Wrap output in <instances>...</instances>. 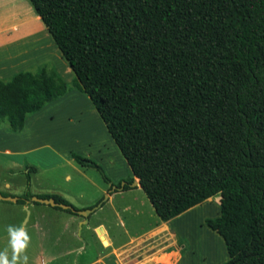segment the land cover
<instances>
[{
	"label": "trees",
	"instance_id": "1",
	"mask_svg": "<svg viewBox=\"0 0 264 264\" xmlns=\"http://www.w3.org/2000/svg\"><path fill=\"white\" fill-rule=\"evenodd\" d=\"M29 1L158 217L219 195L223 264H264V0ZM65 84L0 78V119L20 131Z\"/></svg>",
	"mask_w": 264,
	"mask_h": 264
},
{
	"label": "crops",
	"instance_id": "2",
	"mask_svg": "<svg viewBox=\"0 0 264 264\" xmlns=\"http://www.w3.org/2000/svg\"><path fill=\"white\" fill-rule=\"evenodd\" d=\"M26 10L37 13L33 6H28ZM19 24L26 26L22 31V44L15 43L16 37H13L16 34L13 31L19 30ZM46 29L38 14L0 17V78L43 63H51L62 75L53 58L56 62H62V69L69 71ZM62 95L30 114L20 131L9 130L0 123V133L6 137L0 139V194L16 198V201L0 200V250L7 247V226L24 225L31 237L27 250L30 264H144L152 257L160 256H172L170 264H176L188 255V250L181 252L182 247L178 244L183 237L175 222L193 211L196 205L168 221L158 217L145 193L146 198L137 194V207L129 204L120 206V200L127 194L142 189L139 184L131 182L128 189H123L125 183L112 190L109 189L111 183L100 187L95 179L84 172L83 165L76 160L72 151L53 147L47 135L40 137L46 133L47 110ZM52 169L61 171L60 184L54 182L49 185L41 181L40 173ZM72 172L82 174L91 187H98L99 193L86 196L82 189L74 186L77 181L73 179ZM27 193L30 197H26ZM104 193L107 199L101 201ZM53 195L63 198L67 202L65 204L76 211L32 199L35 196L55 200ZM18 199L23 202H17ZM148 205L152 208H148ZM86 209H91L86 216L77 212ZM131 209H134L132 221L135 229L127 227L121 215ZM102 211L105 216L99 214ZM95 241L104 251L94 254ZM167 244L176 257L170 252L163 254ZM124 253L130 254L128 259L123 256Z\"/></svg>",
	"mask_w": 264,
	"mask_h": 264
},
{
	"label": "rangeland",
	"instance_id": "3",
	"mask_svg": "<svg viewBox=\"0 0 264 264\" xmlns=\"http://www.w3.org/2000/svg\"><path fill=\"white\" fill-rule=\"evenodd\" d=\"M28 6L32 8L29 0H0V17L8 18L10 16L17 18L20 15H36L37 13L26 10ZM19 26V30L13 31V33L16 32L13 37H16L15 43L22 44L24 41L22 31L26 26L20 24ZM47 44L51 45L48 41ZM51 47L53 46L51 45ZM56 50L60 53L57 46ZM61 58L66 62L63 57ZM53 61L62 70L61 76L67 82L69 90L58 101L50 105L45 117V122L47 123L46 133L41 134L40 137L47 135L53 147L60 149L64 147V149L72 151L75 158L76 156L80 157L82 162L76 160L83 165L84 172L95 179L100 187L106 186V183H111L112 185L109 189L112 190L117 185H122L129 178H133L124 156L110 136L104 121L90 98L80 86L73 84L74 74L68 63H65L67 70L69 69V71H66V69H62L61 61L56 62L54 58ZM0 123L7 126L10 130L6 120L0 119ZM3 135L0 133V139L6 138ZM72 175L73 179L77 181L74 186L82 189L86 196H96L99 193L98 187H91L82 174L72 172ZM39 177L42 182H46L49 185L54 182L60 184L62 179L61 171H54V169L42 171ZM137 194L145 197L142 189L139 191L135 190L132 194H127L124 199L120 200L119 205L129 204L133 208L137 207ZM101 197V201L107 199L105 193ZM219 199V195L208 198V200L196 205L193 211L179 217L175 222L180 235L183 237L178 245L185 251L188 250V255L176 264H223L229 259L221 236L204 223L205 218H213L220 214ZM149 206L151 205H148V208H152ZM99 214L105 216L103 211L99 212ZM121 215L127 227L135 229L132 221V216H135L134 209L129 212L125 211ZM135 226L137 227V224ZM167 245V250L163 254L170 252L171 255L176 257V253L170 249L169 244ZM189 248L193 249L189 250ZM102 251L104 250H102L100 243L95 241L94 254ZM129 255L128 253L123 254L127 259ZM171 258L172 256L152 257L144 264H170Z\"/></svg>",
	"mask_w": 264,
	"mask_h": 264
},
{
	"label": "clouds",
	"instance_id": "4",
	"mask_svg": "<svg viewBox=\"0 0 264 264\" xmlns=\"http://www.w3.org/2000/svg\"><path fill=\"white\" fill-rule=\"evenodd\" d=\"M7 247L0 250V264H30L27 255L31 237L24 225H8Z\"/></svg>",
	"mask_w": 264,
	"mask_h": 264
},
{
	"label": "water",
	"instance_id": "5",
	"mask_svg": "<svg viewBox=\"0 0 264 264\" xmlns=\"http://www.w3.org/2000/svg\"><path fill=\"white\" fill-rule=\"evenodd\" d=\"M134 184H139V179L137 177H135L132 181ZM33 200L35 201H44L46 203L52 204V205H59L62 208H69L73 211H76L75 209H73L70 205H67L65 203H57L53 198H49V199H41L38 197H32ZM0 200H10V201H16L15 197H6V196H2L0 194ZM91 211V209H86V210H77V212H79L80 214H82L83 216H86L89 212Z\"/></svg>",
	"mask_w": 264,
	"mask_h": 264
}]
</instances>
